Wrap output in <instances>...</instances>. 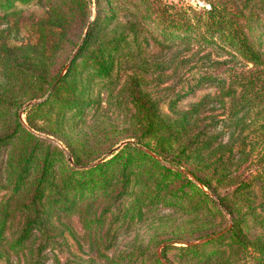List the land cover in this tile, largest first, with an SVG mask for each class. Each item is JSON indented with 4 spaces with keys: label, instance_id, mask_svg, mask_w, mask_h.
<instances>
[{
    "label": "trees",
    "instance_id": "trees-1",
    "mask_svg": "<svg viewBox=\"0 0 264 264\" xmlns=\"http://www.w3.org/2000/svg\"><path fill=\"white\" fill-rule=\"evenodd\" d=\"M200 1L0 0V264H264V0Z\"/></svg>",
    "mask_w": 264,
    "mask_h": 264
},
{
    "label": "rangeland",
    "instance_id": "rangeland-1",
    "mask_svg": "<svg viewBox=\"0 0 264 264\" xmlns=\"http://www.w3.org/2000/svg\"><path fill=\"white\" fill-rule=\"evenodd\" d=\"M172 1L174 2L179 1L181 3L189 2L193 5L201 3L200 0H172ZM219 57L224 58L227 56H223V54H221ZM164 86L166 85H163V84L160 86L150 85L148 88H146V90H148V92L151 94L153 98H159L160 96L165 94L166 91H168L164 89L165 88ZM204 91L205 90L196 91L195 96L202 94ZM191 99L192 97H187L183 99L179 105H181L182 103H186ZM23 117L24 115H22V118ZM256 167L257 165L255 164L251 167V169L254 170ZM181 221H182L181 215L175 214L174 212H171L168 209H162L156 214H150L146 217V219L142 223L139 224V226L137 225L138 227L136 229L131 230L128 233L122 234L119 237L114 249L111 252V255L112 256L117 255L120 251L137 252L139 247L142 248L141 250L146 251L148 248L152 246V243L150 242L149 239L155 230L157 229L161 230L164 228L172 230L173 226L178 225ZM72 222H73V226L78 229V223H76L75 220H73ZM181 226H184V225H181ZM76 251L77 249L72 244V241L69 240L67 246L63 247L61 250H56L54 253L59 256L61 262H64V259L67 257H69L70 259L71 258L73 259L72 256L75 254ZM172 252L173 250L171 249L168 250L166 256L168 258H172L171 256ZM157 253L159 257L163 259L160 255L159 247L157 248ZM47 255H49V258L46 259L44 264H55V262L52 260L53 257H52L51 252L47 251ZM78 257H80L78 264H89L87 260L90 257V254L87 252V249L85 246H83V252H81L78 255ZM91 264H113V263H109V262H106L100 259H95V261Z\"/></svg>",
    "mask_w": 264,
    "mask_h": 264
},
{
    "label": "water",
    "instance_id": "water-1",
    "mask_svg": "<svg viewBox=\"0 0 264 264\" xmlns=\"http://www.w3.org/2000/svg\"><path fill=\"white\" fill-rule=\"evenodd\" d=\"M71 59H72V57H70V59H69V62L71 61ZM64 71V70H63ZM33 102H28L27 104L29 105V104H32ZM123 143H125V142H122V144Z\"/></svg>",
    "mask_w": 264,
    "mask_h": 264
}]
</instances>
